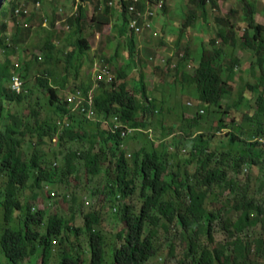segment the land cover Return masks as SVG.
Returning <instances> with one entry per match:
<instances>
[{
	"label": "clouds",
	"instance_id": "obj_1",
	"mask_svg": "<svg viewBox=\"0 0 264 264\" xmlns=\"http://www.w3.org/2000/svg\"><path fill=\"white\" fill-rule=\"evenodd\" d=\"M14 1L10 2L13 14L24 15V11L19 10ZM37 2L39 3V0ZM87 2H91L94 7L90 21L86 19ZM199 2L203 4V10L198 6ZM188 3L200 10V15H196L195 10H188L184 14L181 6L177 10H170L166 0H76L77 9L66 18L64 27H73L72 37L69 31L67 37L63 36L61 40L62 46H59L52 37L58 34L52 31L53 26L50 27L45 42L35 46L41 53L35 54L33 50L31 58L23 60L21 65L20 62L13 63L11 57L17 49L26 50L22 44L25 27L20 28L18 20L12 17L15 22L14 31L8 34L7 23L1 24L0 48L4 52V58L0 61H8L11 73L0 86V91L29 97L37 91L36 101L31 109L38 108L39 115L29 123L32 127H37L36 121L43 125L52 124L51 127L40 128L38 131H25L23 128L16 136L20 145L17 148L12 177L7 175V168L12 163L0 159V176L4 179L3 185L0 186V224L3 221L19 226V230L8 229L6 225L2 232L0 230V254L7 260L6 264H26L27 261H33L35 256L33 263L36 264H54L56 258L55 264H70L72 260L67 257H81V264H93V235L88 233L87 227L94 219L99 220V223L107 220L110 231L113 226V239H109L111 244L105 241L106 247L103 249L109 259L106 258L105 264H111L112 250L114 247H121V236L129 231L123 223L113 219V213H120L129 208L132 216L140 220L148 230L153 222L142 210L148 206L161 220V226L167 219L160 212L165 205H169L168 202L176 200L175 197L166 200L171 192L160 195L161 187L156 188L158 181L152 177L154 168H159L161 180L164 176H174L183 183V188L188 186L182 204H188L191 194L194 193L207 196V190L197 192L193 188L192 178L187 172L185 177L181 178L180 163H176L170 156L164 158L166 151L185 152L191 160L201 156L203 161L194 177L197 179L196 184L204 186L211 184L210 173L217 174L218 169L224 173V179L221 180L224 182L230 171L238 172L242 165L245 172L255 166H264V84L253 86L263 76L264 68L260 66L258 55L250 45H240L245 41L246 30L250 38L251 34L257 33L255 41L259 36L264 40V1L188 0ZM209 11L215 12V16L211 17L212 22L208 19ZM6 12L7 6L0 8V15H5ZM249 18L252 19L251 22ZM28 20H31V17ZM87 24L92 25L93 31H98L94 40L102 37V45L94 46L93 41L85 34ZM239 27H243V32L241 40L237 42L236 29ZM189 35L192 36L191 41H183L188 40ZM192 41L195 43L193 49L190 48ZM180 49L183 53L174 56V52ZM201 49L206 52L214 49V54L204 55ZM238 49L253 51L252 60L244 70L256 75V81L246 82L239 101L228 104L227 96L233 93V83L243 79L242 75L237 76L241 70V57L235 55ZM26 56L28 58L27 53ZM203 57L209 59L203 60ZM62 58L66 67L57 80V64ZM69 64L75 68V77L79 76L85 67V81L76 85L78 88L69 89L65 93L67 81L70 79L67 76ZM37 67L39 68L34 81L29 85L28 78L33 68ZM154 70L170 80L167 84L164 81L161 88L169 90L171 95L176 84L180 85L177 105L183 101L186 108H192V102L184 98L197 95V100L209 108L208 113L203 108H197L195 111L180 110L181 117L178 120L163 121L164 117L178 114L179 111L167 105L163 98L153 95L154 88L151 92L147 91L145 76L147 72ZM132 75H136L137 79L130 88L127 77ZM208 76L213 78L216 91V94H213L215 102L212 103L200 99L197 87L200 78L203 80ZM131 89L133 93L130 92ZM247 90L251 92L250 97L246 93ZM177 97L173 101H176ZM223 102L226 103L225 113L238 111L241 103L251 108L243 117L245 127L251 131L247 138L241 139L230 130L226 134L227 143L216 140V137L229 128L223 118L217 119L216 126L197 131L200 121L210 119L212 115L217 118L215 114L219 116ZM3 103H6L9 114L19 117V111L11 113L8 107L15 103L8 100H3ZM27 103L28 100H25L24 103L15 105L20 107ZM61 106H65L67 112H58ZM147 106L152 110L148 113V118L141 113L142 108ZM21 116L25 117L27 113ZM143 118L147 124L143 122ZM243 129L238 128L236 132L240 130V133H243ZM1 131L2 126L0 133ZM142 138L145 144L128 153L130 142H138ZM243 140L251 146L244 160L238 161L233 153H239L238 142ZM52 141L59 151H53ZM215 144L221 148L220 153L211 150ZM0 145L6 146L1 140ZM64 145L65 150L61 152ZM233 145H236V148L227 158L226 154L232 150ZM252 150L255 151L254 154ZM61 156L62 161L59 159ZM226 159L235 161L232 165H227ZM219 160L222 167L217 166L216 162ZM112 161L115 165L113 177L110 178L109 173L103 187L92 191L89 196L83 197L62 188L70 173L78 180L80 172H83L86 181L87 175H100L102 165H110ZM61 162L63 166L60 167ZM204 162L208 163L205 168L202 167ZM210 163H216V167L209 168ZM81 165L85 170H78ZM202 170L206 172L203 177L199 175ZM255 172L256 170L253 173ZM263 172L264 168L259 170V174ZM246 176L249 178V174ZM12 179L15 184L14 193L7 198L6 188ZM20 189L31 192L32 201L23 202L19 194ZM45 189L48 192L46 199L40 192ZM250 197L241 199L229 209L234 211L232 208L247 207L249 216L254 220L247 231L251 232L258 227L257 237L264 238V201L258 199L255 204H251ZM126 199L129 200L127 204L121 202ZM53 207L60 208L53 212ZM175 214L178 215L177 212ZM115 223H118L117 228ZM96 226L92 232L97 230ZM176 228L171 225L164 235L176 234L177 232H173ZM247 231L243 236L247 235ZM11 232L21 235L22 252L27 249L26 256L18 263L8 256L9 251L7 252L4 244L6 235ZM47 233L52 234V246L51 251L44 255L42 236ZM108 233L110 232H106ZM161 235L163 234L160 229L159 236ZM246 237L249 241L257 238ZM154 245L159 247L160 252V244ZM1 256L0 264H3ZM166 256L171 258L168 252ZM148 261L145 264H151ZM177 264H189V260L179 258Z\"/></svg>",
	"mask_w": 264,
	"mask_h": 264
},
{
	"label": "rangeland",
	"instance_id": "obj_2",
	"mask_svg": "<svg viewBox=\"0 0 264 264\" xmlns=\"http://www.w3.org/2000/svg\"><path fill=\"white\" fill-rule=\"evenodd\" d=\"M14 0H1V5L0 8H2L3 6H7V12L5 15H0V26L2 23H7L8 25V29L7 32L8 34H12L14 31V24L15 22L13 21V18H16L18 20V24L19 27L24 28L23 32L25 33V35L22 38V44L24 47H26V50L24 49H17L15 53H13L11 60L13 63H19L20 65L23 63V60H27L30 59L32 54L31 52L34 50V53L38 54L41 53V50L38 48H35L36 44H41L43 42H45V36L46 33L48 32V29L50 27H52V31H54L55 33L58 34V36H52L53 38H55V41L58 43L57 45L62 46V39L63 36L67 37L66 34L70 31V37H72L71 32L73 30V27H69L68 29H64L65 25H66V18L73 12L76 11V0H39V3L36 0H15L14 3L18 6L19 10H23L24 11V15L22 14H18L15 13L13 14L12 12V8L10 5V2H12ZM169 4V8L170 10H174V9H178L179 6H181L183 8V12L184 14L187 13L188 10H195L196 15H200V10L196 9L195 6H193L191 3H188V0H166ZM264 1V0H263ZM87 17L86 19L88 21H90V16L92 15L93 11H94V7L93 4L91 2H87ZM55 8V9H54ZM208 14V12H207ZM210 14V15H209ZM208 14V19L210 20V22H212V16H215V12H211L209 11ZM31 17V20H28ZM45 19H47V21L45 22ZM52 21L54 22V24H51ZM181 21V19H180ZM44 23H46L47 25H44ZM159 26V23H158ZM166 28V27H165ZM193 30V29H192ZM238 30L236 32V36H237V42H239L241 40V34L243 32V27H239ZM167 31V28H166ZM192 33L194 31H191ZM85 34L93 41V45L94 46H100L103 43V38L100 37L99 39L94 40V37L98 35V31L95 32L92 30V25L87 24L86 25V31ZM170 34V33H169ZM195 35V34H194ZM193 35V36H194ZM200 35L201 32H200ZM192 36L189 35L188 40H183V41H191ZM182 41V42H183ZM18 42H20V37ZM182 45V44H181ZM195 43L194 41L191 42L190 44V48H194ZM26 53L28 54V58L26 56ZM182 54L183 50L180 49L178 51L174 52V56H178V54ZM253 51L250 49H238L235 51V55H239L241 57V70L239 71V73H237V76L242 75L243 79H238L233 83V87L234 89H232V94L230 96H227V102L228 104H234L236 102L239 101L240 98V94H241V90L243 89L244 85L246 82H255L256 81V75L251 74L249 71L244 70L250 63V61L252 60V55ZM4 58V52L2 50V48H0V59ZM65 61L64 58H62V60L57 64V80L60 79V75L61 73H63L65 71ZM37 68H33L31 76L28 78V84L31 85L32 81H34V76L37 73ZM69 72L67 74L68 78H70L67 81L66 87H65V93L68 92L69 89L74 90L76 88H78L76 85L80 84L81 82L85 81V76H84V70L85 67L82 68L81 73H79V76L75 77V68L71 67L70 64L67 66ZM162 73H164L162 71ZM33 77V79H32ZM76 79V80H75ZM137 79L136 75H132L129 78L127 77L128 81V85L131 88L134 85V80ZM164 81L167 83L170 82L169 79H166L165 76L161 75L160 72L154 70V71H149L147 72L146 76H145V84L147 86V91L149 90V92L152 91L153 89V95H155L157 98H163L165 103L167 105H169L170 107H175L178 109L179 113H173L172 115H170L169 117H164L163 121L167 122V121H171V120H178L181 116V112L180 110H184V111H195L197 108H203V110H205L206 113H208L209 108L202 104L200 101L197 100V95H190L189 97H185V100L191 101L192 102V108H186L184 105V102L181 101L178 105H177V101L179 100L178 94H179V88L180 85L176 84L175 86V91L174 93L171 95L170 91L167 90L166 88H161L162 84L164 83ZM133 90L131 89L130 92H132ZM64 92V90H63ZM191 92H193L191 90ZM133 93V92H132ZM248 97H250L251 92H249L248 90L246 91ZM38 94V92L36 91L32 96L28 97V103L23 105V106H16L15 104H11L9 105V109L12 111L11 113H16L17 111H19L20 115H25L27 113L30 112L31 110V106H33L35 104L36 98L35 96ZM138 98V95H136ZM177 97L176 101H173L175 98ZM225 104L223 102L222 107L220 109V114L219 116L216 115L217 118L213 117V115L210 117V119L207 120H202L199 123V127L197 128V131H204L206 130V128L208 127H212V126H216L217 125V119H226V123H228V127L225 132L216 137V140H222L224 143H227V133L231 131H233L234 133H236L241 139L243 138H247L248 134L251 132L248 128H246L245 126V122L243 117L245 116L244 113H246L249 109H251L250 107L245 106L243 103H241L240 107L238 108V111H231L230 113H225L224 112V107ZM172 107V108H173ZM231 122H234V124L232 125ZM239 126V127H238ZM244 128L243 129V133H240L241 131L238 130L236 132V130L239 128ZM145 144V140L144 138H142L140 141L138 142H130V144L127 147V152L130 153L132 151L137 150L140 146H143ZM51 146L53 148V151H59V148L55 146L54 141H52ZM66 145H64V147L61 149V152H63L65 150ZM148 148V147H146ZM48 149V148H47ZM212 151H216L217 153H220L221 148L219 147L218 144H215L211 147ZM171 153H167V151L164 153L163 157L164 158H168L169 156L174 158V161H176V163H180V171H181V178L185 177V172L188 173L189 177L192 178L191 183L193 188L197 191V192H203L204 190H207V196H205V200H204V204L205 207L207 206V208L209 210H217L221 205L224 206V211H227V209L234 207V205H237L239 203V201H241V199H245L248 198L250 196H254V198L256 200L261 199L264 201V186L260 187L261 184L264 183V172L259 174V170L264 168V166H255L252 167V170H248L247 172L244 171L245 167H243V165L241 166V168L239 169L238 172H233V171H227V178L224 182L222 181H212L210 185H203V184H196L197 179L194 177V174L197 172V169L200 168L201 163L203 161V159L201 158V156L195 157L191 160L190 156L185 153H175L173 151H170ZM52 154L54 155V152H52ZM238 151H235L233 153V155H237ZM62 156L59 158L62 161ZM191 160V161H190ZM236 160V159H235ZM235 160H229L226 159V164L228 165H232V163ZM172 162L169 163V165H171ZM63 166V162L60 163V167ZM209 168H214L216 167V163H210V165H208ZM78 170L82 171L85 170L84 167L81 165L78 167ZM256 170L255 173H253ZM115 171V165L113 163V161L111 162L110 165L104 164L101 167V174L96 176V177H90L87 175V179L86 181H84L85 179V175L83 172H80V177L83 179H81L78 176V180H75V177L73 174H69L67 177V181L64 185H62V188H65L66 190H70L75 192L78 195H82L83 197L85 196H89L90 193L94 190H97L101 187H103V184L105 182L106 179H108V174L110 173V178L113 177V173ZM169 171V169H168ZM244 173V174H242ZM206 174V172L204 170H202L201 172H199V175L201 177H203ZM246 174H249V178H247ZM263 182V183H262ZM4 183V179L0 176V186H2ZM221 185L223 187H221ZM259 188L260 193H258ZM188 189V186H185L182 190V192L184 193L186 190ZM42 196L46 199V197L48 196V192L47 190H41L40 191ZM19 194L22 197V200L24 202H30L32 201L30 196L32 195L31 192L26 191L24 189H20L19 190ZM173 189L171 191V193L168 194V196L166 197V200L171 199V197H173ZM187 200V199H186ZM122 203H128L129 200H121ZM133 202H137V200H133ZM60 207H53L52 210L53 212H57L58 209ZM224 211L220 210V215L217 219H215V221L213 222L211 229H210V236L212 238V244H204V245H209V247L211 249H218L221 246H225L226 245V240L224 238V236L220 233L221 232V228H222V220H224ZM105 215V213L103 214ZM112 216V215H111ZM264 219V216H263ZM264 222V220H263ZM5 225L8 226V229H15V230H19V226L16 225L15 223H10L8 224L7 222H3L0 224V230L2 232L3 228H5ZM116 228L118 226V223H115ZM98 229H100L103 233H104V237H106L107 239H112V230H113V226L111 227V231L109 229V223L107 220H104L102 223H100V225L98 226ZM115 231H120V230H115ZM114 231V232H115ZM106 232H110L108 234H106ZM173 232H177L175 233H171L168 235H161L157 238V244H160V247L162 249L161 252H158L157 255H155L154 257H151L148 261V263L151 264H177L178 259L180 258L179 256H177L179 254V252H182L180 247V243L182 240L183 235L181 234L180 228H176ZM259 235V229L258 227L254 228L250 231H247V235L250 238H255ZM264 237V235H263ZM200 241L201 240H206L205 235H200L199 236ZM173 243L176 246L175 249V257L172 258H168L166 256L167 253V245ZM201 244V243H200ZM202 246V245H200ZM86 249H87V243H86ZM198 249H201L200 247H198ZM232 247H227L226 246V250L228 252V250H231ZM2 254H0L1 256ZM2 262L3 264H6L7 260L2 257ZM36 258V256L34 257V259ZM33 259V261H34ZM33 261H27L26 264H36L35 262L33 263ZM57 258L54 259V264L56 263ZM106 261V252H105V260L103 262V264H105Z\"/></svg>",
	"mask_w": 264,
	"mask_h": 264
},
{
	"label": "trees",
	"instance_id": "obj_3",
	"mask_svg": "<svg viewBox=\"0 0 264 264\" xmlns=\"http://www.w3.org/2000/svg\"><path fill=\"white\" fill-rule=\"evenodd\" d=\"M202 2H204V0H202ZM211 5L215 6V4ZM198 6L201 10H203V4L199 2ZM249 20L251 22L252 19L249 18ZM256 36L257 33H253L250 38L246 30L244 33L245 41L243 43L241 42L240 45H250V47L253 48L255 53L258 55V61L261 64L260 66L264 68V40L259 36L257 41H255ZM201 53L204 55H213L214 49H212L211 52H206L201 49ZM208 59L209 57H203V60ZM10 73L11 67L8 64V61H0V86L6 81ZM25 76L24 78H26ZM213 83V78L210 76L204 77L203 80L202 77L200 78L197 86L200 99L208 103L215 102L213 94L216 91ZM260 83L264 84V74L259 79L258 83L253 86H258ZM28 97L29 95H11L0 91V126H2L0 140L6 145H0V159L1 161L4 160V162H9L10 164L12 163V166L9 165L7 168V175L10 177H12L14 162L17 160V148L20 145V140L16 136L21 133L23 128L25 131H38L40 128L52 126L51 123L43 125L38 124L37 121V127H32L30 125V120L39 115L38 108L36 107L32 108L29 114L25 117L21 115H19V117L14 116L7 112L8 108L6 109L7 105L6 103H3V100H8V102H13L15 104H22L28 99ZM59 111L67 112V108L65 106H61L58 108V112ZM151 111L152 110L147 106L142 108L141 113L143 116L145 115V117H147L148 113ZM4 119L7 121H4ZM143 122L147 124L144 121V118ZM238 145L239 153L235 155L234 158L239 159L238 161H243L244 157L249 153L248 148L251 144H248L245 140H243L239 141ZM231 148L232 150H229V153L226 154L227 158L229 157L230 152L235 150L236 145L231 146ZM254 153L255 151L252 150V154ZM208 160L210 161L209 158ZM121 163L124 165L123 162ZM216 163L217 166H221L220 160ZM207 164V162H204L202 167H207ZM153 171L154 173L152 174V177L158 181L156 188L158 186L161 187L159 191L160 195L169 193L173 189L172 195L176 198L175 201L171 200L168 202L169 205H165V207H163V211L160 212V214L167 220H165L160 226L159 223H161V220L155 213H153L152 210H150L148 206H146L142 211L147 215L149 220L153 222V224L149 226L148 230H146L145 225L142 224L136 217L132 216L129 208L123 209V212L120 213H113V219L123 223L124 227H126L129 231H126L127 233H123L121 236V239L123 240L121 247H114L112 250V254L110 255L111 264H145L146 261L155 256L158 252L159 247L154 244L157 243L159 230L161 229V233L164 235L171 225L180 228L181 234L183 235L180 243L181 246L178 247L182 249V252H179L177 256L181 259L189 260V264H264V238L259 236L256 239L249 241L246 236H243V234L250 227V224L254 221L249 216L247 207H236L232 208L234 211H231L230 209L224 211V206L221 205L217 210H209L207 206L205 207L204 205L203 200L205 195L203 193L191 194L188 204L185 202L182 204V199L184 198V193L182 192L183 183L174 176H164L161 180L160 178L162 177V174L159 173V168H154ZM221 171V169H218L217 174L210 173L211 181L223 180L224 173ZM14 187L15 184L12 179L6 188L7 198L14 193ZM260 190L261 189L259 188L258 193H260ZM3 193H5V190ZM249 202L251 204H255L257 200L250 197ZM171 207L174 209H171ZM220 210L224 211V220H222L220 233L224 236L227 243L225 246L220 245V248L218 249H211L209 245L204 244H212L210 229L215 219L219 217ZM27 212L29 213L30 209H28ZM175 212H177L178 215H176ZM257 213L260 214L259 212ZM95 225H97V230L92 232ZM99 225V220L94 219L89 222L87 227L88 233L91 232L93 235L92 243L95 252L93 264H101V262L105 260V252H103V249L106 247L105 241L106 243L111 244V240L104 237L103 232L98 229ZM201 234L205 235L206 240L200 241L199 236ZM33 241L31 245H33ZM4 244L7 248V252L9 251L8 256L15 263L21 261L26 256L25 254H27L26 248L22 252L23 239L21 235H18L16 232L7 234L4 239ZM42 244L44 246L43 254L46 255L51 251L52 234H44L42 236ZM226 246L233 247V249L227 252ZM198 247L201 249H198ZM166 249L171 258L176 256L174 253L176 246L173 243L168 244ZM161 251L162 249H160V252ZM67 258L72 260L70 264H81L82 261L81 257ZM106 258L108 259L107 256Z\"/></svg>",
	"mask_w": 264,
	"mask_h": 264
}]
</instances>
